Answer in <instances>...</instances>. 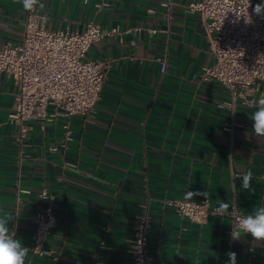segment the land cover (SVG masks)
Wrapping results in <instances>:
<instances>
[{
  "label": "crops",
  "instance_id": "1",
  "mask_svg": "<svg viewBox=\"0 0 264 264\" xmlns=\"http://www.w3.org/2000/svg\"><path fill=\"white\" fill-rule=\"evenodd\" d=\"M191 1L171 0L169 10L161 0L36 6L48 30L80 32L93 21L119 34L103 36L86 54L111 62L90 116L30 120L21 144L7 117L16 88L0 74V209L13 217L9 228L29 249L30 216L42 188L56 219L45 245L51 255L29 251L25 264H131L128 239L144 205L146 248L156 264H230L229 252L237 264H264V241L250 234L233 240L227 217L211 214L197 224L168 204L207 191L211 208L233 198L240 214L264 206V137L252 129L255 109L237 102L232 114L219 107L228 100L225 89L199 80L213 60L200 15L186 10ZM25 12L15 0H0V45L20 42ZM256 96L264 97V83ZM231 119L230 135L222 127ZM249 169L253 192L235 178Z\"/></svg>",
  "mask_w": 264,
  "mask_h": 264
},
{
  "label": "built area",
  "instance_id": "2",
  "mask_svg": "<svg viewBox=\"0 0 264 264\" xmlns=\"http://www.w3.org/2000/svg\"><path fill=\"white\" fill-rule=\"evenodd\" d=\"M257 3L250 0L248 6L247 0H195L186 6L187 12L200 15L213 60L210 66L200 70L199 80L215 81L225 89L228 100L221 102L219 107L232 114L237 102L255 109L254 103L259 99L256 93L264 83V19L253 13ZM161 6L169 10L171 0H161ZM118 34L117 28L107 30L93 21H88L80 32L68 27L48 30L36 13V6L25 12L20 42L0 45V74L9 77L16 88L7 117L17 127L18 144L23 142L28 131L26 122L30 120L44 123L56 116L66 119L90 116L111 62H92L86 54L103 36ZM160 62L163 71L164 58ZM234 126L231 119L222 131L231 135ZM63 129L68 138L67 125ZM37 198V206L30 216L33 224L30 251L46 257L51 255L45 245L56 219L44 188ZM168 204L178 216L197 224L204 223L217 208H211L205 197L196 201L183 197ZM239 215L237 211L224 216L229 219L230 236ZM149 226L148 207L144 205L142 212L134 216L128 239L131 264H156L146 248Z\"/></svg>",
  "mask_w": 264,
  "mask_h": 264
},
{
  "label": "clouds",
  "instance_id": "3",
  "mask_svg": "<svg viewBox=\"0 0 264 264\" xmlns=\"http://www.w3.org/2000/svg\"><path fill=\"white\" fill-rule=\"evenodd\" d=\"M16 3L22 4L25 11H31L35 6L44 7L41 0H15ZM250 6V0H247ZM253 13L261 19H264V0L257 3L253 8ZM255 111L251 113L250 119L254 121L252 129L257 137H264V97H261L254 103ZM236 179H242V188L253 192L251 181L253 172L249 169L246 173ZM194 196H204L206 200L210 198V193L188 192L186 198ZM231 209V211H230ZM238 211L235 199L228 202L218 201V207L214 210V215L224 217L232 215ZM13 219L3 209H0V264H25L30 249L25 247L21 239L15 237V232L9 228V223ZM251 235L256 241H264V206L257 205L252 212L241 214L237 218L235 226L232 228L231 236L233 240H240L247 235ZM230 264H237V254L235 252L227 253Z\"/></svg>",
  "mask_w": 264,
  "mask_h": 264
}]
</instances>
